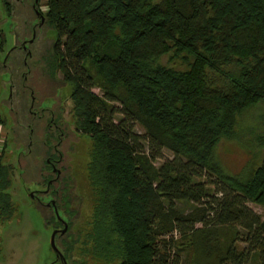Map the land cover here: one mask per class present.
<instances>
[{
  "label": "trees",
  "instance_id": "16d2710c",
  "mask_svg": "<svg viewBox=\"0 0 264 264\" xmlns=\"http://www.w3.org/2000/svg\"><path fill=\"white\" fill-rule=\"evenodd\" d=\"M45 2L75 123L92 139L82 251L119 264H264V215L248 205L264 207V114L241 121L264 103V0ZM223 141L262 158L230 173ZM4 148L2 221L14 212Z\"/></svg>",
  "mask_w": 264,
  "mask_h": 264
},
{
  "label": "rangeland",
  "instance_id": "374dc122",
  "mask_svg": "<svg viewBox=\"0 0 264 264\" xmlns=\"http://www.w3.org/2000/svg\"><path fill=\"white\" fill-rule=\"evenodd\" d=\"M32 2L33 0H8V4H6L4 0H0V30L3 31L6 37L4 48L0 51V112L7 120L5 126L0 127V146L3 147L5 144L4 163L11 164L13 167L12 183L8 191L11 193L14 207L10 219L0 220V264H58L57 253L51 244L54 230L47 223L45 217L46 215L50 218L51 213L45 207L42 209L40 202L30 195L36 192L42 197L43 202H47L49 199L48 195L39 192L45 188L39 176L40 165L43 167L44 163L39 156V150L35 148L36 142L33 144L31 139L32 133H34L36 136L38 134V139L41 140L44 130L48 132V129L44 127L45 122L37 124L36 118H33L30 112V100H32L33 92L19 89L23 87L24 83L21 76L22 71L27 69L23 65L26 54L18 48V45L25 37H30L24 33L20 24L23 27L26 24L29 28L35 26L34 22L37 18L34 16L36 13L32 7ZM45 3V0L42 1L40 6L44 11H47L48 7ZM45 26L47 25L45 24ZM57 37L58 31L54 27L38 29L35 42L30 47L34 56L39 55V52L37 53L39 47L51 48L52 42ZM32 61V58H28L29 65L33 63ZM19 67L21 68L16 76V70ZM45 68L48 74L47 67ZM36 72L39 77H45L49 80V76L40 67L37 68ZM60 77H62V74ZM13 81L15 90H13ZM49 83L51 84L50 81ZM93 90L101 94L99 88L95 87ZM71 91L69 84L58 88L50 96L34 91L38 99L36 104L38 115L44 112L43 108L52 107L56 103L60 105L63 101L67 111H69L72 108ZM14 96L13 105L10 101ZM45 113L47 114V111ZM257 114H264V103L261 104L259 109L242 116L243 125L247 122L246 120H249V124H256ZM66 119L72 121L70 112L66 113ZM259 123L258 121L257 124ZM32 128H34L33 132ZM70 128H68V132H71ZM259 129L261 128H258V131ZM136 131L140 134L145 133L144 128L139 124L136 125ZM73 146L75 151L68 153L67 165L69 172L75 178L76 190L82 196L83 205L80 215L73 225V231L77 233L78 240L77 243L72 244L74 235H71L69 243L73 245V249L68 263L119 264V261H105L92 254L87 255L81 249L96 204V195L88 176L92 139L87 135L81 136ZM61 148L63 150L68 148V143L66 142V145ZM164 153L166 158H172L170 151L165 150ZM217 153L230 173L239 172L249 161L253 159L258 161L263 155L262 149L261 154L259 153L258 157H255L256 149L243 147L238 143L228 141L219 144ZM162 161L158 160L156 164L160 165ZM248 205L257 213L264 215V207L253 202H249ZM184 206L187 210L192 208V204H185ZM77 237L75 236V239Z\"/></svg>",
  "mask_w": 264,
  "mask_h": 264
},
{
  "label": "flooded vegetation",
  "instance_id": "af4514ba",
  "mask_svg": "<svg viewBox=\"0 0 264 264\" xmlns=\"http://www.w3.org/2000/svg\"><path fill=\"white\" fill-rule=\"evenodd\" d=\"M42 1L44 0H33L32 2V7L36 13L34 16L37 18L34 22V27L29 28L26 24L25 27H23L22 24L19 23L20 27L24 30V33L30 36L25 37L18 45V48L22 49L26 54L23 65L27 69L22 71L21 76L23 77L24 83L22 85L23 87L19 89L33 92L32 100H30V112L33 115V118H36L37 124L45 122L46 124L44 127L45 129H48V132L44 130V135L41 139L42 141L38 139L39 135L37 134L36 136L34 133H32L31 139L33 140V144L36 142L35 148L39 150V156L43 159L44 163L43 167L40 165L39 176L41 181L44 183L45 188L39 192L48 195L49 199L47 202H43L42 197L36 192H33L30 195L33 199L40 202L42 209L45 207L48 209V212L51 213L50 218L45 215L46 221L52 226L54 230L53 232H56V245L62 252L67 264H69V259L65 256L66 246L70 244L71 235H74L73 239L75 236H78L77 233L73 231V225L80 215L83 199L76 190L75 178L69 172L67 160L69 155L68 153L75 151V147L73 146L74 143L85 134L77 127L73 116V110L71 108L67 111L64 101L60 103V105L56 103L52 107L43 108L44 112L41 115H38L36 111L38 99L35 96L34 91L50 96L58 88L67 84L63 75L60 77L62 72L59 70V59L55 52L56 40L52 42L53 45L51 48L46 46L39 47L37 49V53L39 52V55L37 56H34L32 50L30 49L35 42L37 30L42 29L43 27H52L47 21L45 15L46 11H44L40 6ZM45 24L47 26H45ZM46 54L49 55L47 56ZM28 58L33 59V63L30 65L28 63ZM39 67L44 73H46L45 67H47L48 74H46L49 76V80L45 77H39L37 75L36 71ZM20 68L21 67L16 70V76L18 75V70ZM13 90H15L14 81ZM13 98H15V96L11 98L10 103L14 105ZM46 111L47 114L45 113ZM68 112H70L72 121H68L66 119V113ZM30 125L32 127L31 123ZM4 126L5 125H0L1 128ZM69 127H71V132H68ZM33 130L34 128H32V132ZM66 142L68 143V148L63 150L61 147L66 145ZM43 212L45 213L44 210ZM57 257L58 264H65L61 255L57 254Z\"/></svg>",
  "mask_w": 264,
  "mask_h": 264
},
{
  "label": "water",
  "instance_id": "95a60500",
  "mask_svg": "<svg viewBox=\"0 0 264 264\" xmlns=\"http://www.w3.org/2000/svg\"><path fill=\"white\" fill-rule=\"evenodd\" d=\"M55 235H56V232H53L52 237H51V244H52V247L54 248V250L56 251V253H57L58 255H61V256H62V258H63L64 261H65V264H67V261H66V259L63 257L62 252L59 250V248H58L57 245H56Z\"/></svg>",
  "mask_w": 264,
  "mask_h": 264
}]
</instances>
